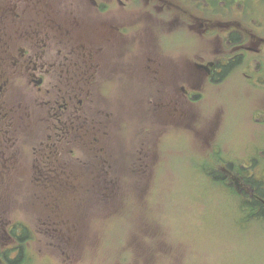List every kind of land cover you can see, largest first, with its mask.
Here are the masks:
<instances>
[{
  "label": "rangeland",
  "instance_id": "rangeland-1",
  "mask_svg": "<svg viewBox=\"0 0 264 264\" xmlns=\"http://www.w3.org/2000/svg\"><path fill=\"white\" fill-rule=\"evenodd\" d=\"M177 1L198 5L204 19L229 22L238 38L243 33L264 39V0H231L223 13L201 8V0ZM174 24L166 39L171 56L192 54L201 45L203 54L215 46L227 54L224 32L218 31L211 47L206 33L174 31ZM259 48L231 64L222 82L189 98V123L172 118L181 114L175 106L166 125L155 122L151 134L125 119L129 126L113 132L120 141L109 149L115 147L113 155L124 157L126 166L144 169L89 176L114 182L110 188L44 186L33 169L34 143L26 142L21 191L0 189V199L15 205L8 217L30 230L24 264H264V214L244 207L257 196L249 175L264 181V43ZM145 135L148 141H140ZM75 157L80 164L85 154ZM257 201L264 207V196Z\"/></svg>",
  "mask_w": 264,
  "mask_h": 264
},
{
  "label": "flooded vegetation",
  "instance_id": "flooded-vegetation-1",
  "mask_svg": "<svg viewBox=\"0 0 264 264\" xmlns=\"http://www.w3.org/2000/svg\"><path fill=\"white\" fill-rule=\"evenodd\" d=\"M191 4L0 0V189L21 191V148L26 142L34 143L38 157L33 169L46 187L100 190L115 184L89 176L144 169L126 166L124 157L113 155L116 148L113 153L109 149L120 141L113 132L129 126L125 119L137 121L136 126L140 122L151 134L155 122L166 125L164 119H171L170 107L175 106L181 114L172 118L189 123V98L222 82L231 64L243 62L247 51L258 53L264 43L243 33L234 41L230 36L238 31L229 22L204 19ZM171 21L174 31L206 33L211 47L218 31L224 32L227 54L223 49L218 53L216 46L203 54L201 45L192 54L171 56L166 42ZM178 56L182 62L175 65ZM79 151L85 154L80 164L73 161ZM69 176L82 180L73 183ZM12 202L0 199V264L28 260L21 234L30 230L8 217L15 208Z\"/></svg>",
  "mask_w": 264,
  "mask_h": 264
},
{
  "label": "trees",
  "instance_id": "trees-1",
  "mask_svg": "<svg viewBox=\"0 0 264 264\" xmlns=\"http://www.w3.org/2000/svg\"><path fill=\"white\" fill-rule=\"evenodd\" d=\"M201 1L203 2L201 4V8H209L210 7V9L215 10V13H223L224 9H227L230 6L231 2H232L231 0H201ZM191 6H194V5H191ZM194 7H198V5H196ZM208 19L213 20L212 18H208ZM230 37L234 41H236V40L239 39L238 38L239 36L237 35V33H233ZM240 175H242L241 172H240ZM246 181L248 182L249 186L253 189L254 194L257 195L255 197L253 195L254 198H257V197L258 198H262L264 196V181L258 180L254 176L252 177L250 175H249V178H247ZM245 203L246 204L244 205V207L246 209H248L250 207L249 209L251 210L252 207L253 208L259 207L258 208L259 209L258 210V213H256V215L257 216H263V214H264V207H262L263 205L261 203H259L257 200H254V199H252L250 197V199H248V201L245 202ZM25 230L27 231V229H25ZM26 231L23 234H21V243H22V246H23V241H25V240H27L29 238V236L26 235L27 234ZM21 255H22V252H21Z\"/></svg>",
  "mask_w": 264,
  "mask_h": 264
}]
</instances>
